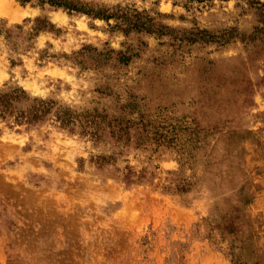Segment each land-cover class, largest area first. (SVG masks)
<instances>
[{
    "label": "rangeland",
    "instance_id": "obj_1",
    "mask_svg": "<svg viewBox=\"0 0 264 264\" xmlns=\"http://www.w3.org/2000/svg\"><path fill=\"white\" fill-rule=\"evenodd\" d=\"M0 264H264V0H0Z\"/></svg>",
    "mask_w": 264,
    "mask_h": 264
},
{
    "label": "clouds",
    "instance_id": "obj_2",
    "mask_svg": "<svg viewBox=\"0 0 264 264\" xmlns=\"http://www.w3.org/2000/svg\"><path fill=\"white\" fill-rule=\"evenodd\" d=\"M41 46H43V45H41ZM29 67H31V64H30V63H29ZM16 71H17V77L19 78V71H20V70L17 69ZM53 74H55V73H53ZM5 79H7V77H5ZM26 86H27V85H26Z\"/></svg>",
    "mask_w": 264,
    "mask_h": 264
}]
</instances>
